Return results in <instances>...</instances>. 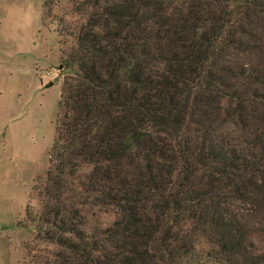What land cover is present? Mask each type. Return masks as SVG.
Segmentation results:
<instances>
[{"label":"trees","instance_id":"trees-1","mask_svg":"<svg viewBox=\"0 0 264 264\" xmlns=\"http://www.w3.org/2000/svg\"><path fill=\"white\" fill-rule=\"evenodd\" d=\"M70 2L34 264H264V0Z\"/></svg>","mask_w":264,"mask_h":264},{"label":"rangeland","instance_id":"rangeland-1","mask_svg":"<svg viewBox=\"0 0 264 264\" xmlns=\"http://www.w3.org/2000/svg\"><path fill=\"white\" fill-rule=\"evenodd\" d=\"M43 1L0 0V264H34L55 250L22 226L26 208L40 206L34 188L47 170L64 72L54 19L72 12L70 0L45 9Z\"/></svg>","mask_w":264,"mask_h":264},{"label":"water","instance_id":"water-1","mask_svg":"<svg viewBox=\"0 0 264 264\" xmlns=\"http://www.w3.org/2000/svg\"><path fill=\"white\" fill-rule=\"evenodd\" d=\"M48 85H51V83H49Z\"/></svg>","mask_w":264,"mask_h":264}]
</instances>
